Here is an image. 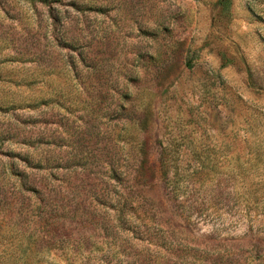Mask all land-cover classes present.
Segmentation results:
<instances>
[{
    "label": "rangeland",
    "instance_id": "374dc122",
    "mask_svg": "<svg viewBox=\"0 0 264 264\" xmlns=\"http://www.w3.org/2000/svg\"><path fill=\"white\" fill-rule=\"evenodd\" d=\"M0 264H264V0H0Z\"/></svg>",
    "mask_w": 264,
    "mask_h": 264
},
{
    "label": "trees",
    "instance_id": "16d2710c",
    "mask_svg": "<svg viewBox=\"0 0 264 264\" xmlns=\"http://www.w3.org/2000/svg\"><path fill=\"white\" fill-rule=\"evenodd\" d=\"M33 2L36 3H41V4H48V0H32ZM169 166V161L165 158H162V167L164 168L163 170L167 171V167Z\"/></svg>",
    "mask_w": 264,
    "mask_h": 264
}]
</instances>
